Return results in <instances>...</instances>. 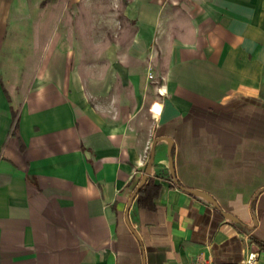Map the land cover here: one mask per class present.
Instances as JSON below:
<instances>
[{
  "label": "crops",
  "instance_id": "0c3cea01",
  "mask_svg": "<svg viewBox=\"0 0 264 264\" xmlns=\"http://www.w3.org/2000/svg\"><path fill=\"white\" fill-rule=\"evenodd\" d=\"M16 4L0 0V264H264V0H131L119 38L81 50ZM12 40L45 53L28 79Z\"/></svg>",
  "mask_w": 264,
  "mask_h": 264
},
{
  "label": "rangeland",
  "instance_id": "374dc122",
  "mask_svg": "<svg viewBox=\"0 0 264 264\" xmlns=\"http://www.w3.org/2000/svg\"><path fill=\"white\" fill-rule=\"evenodd\" d=\"M46 1V4H42ZM131 0H17L14 9L17 16L23 17L21 27L38 29L45 27L57 30L63 38L72 40L75 49H84L83 45L109 43L119 38L118 33L130 25L125 21L123 11ZM48 13L51 14L50 19ZM43 19L37 22V18ZM54 18V19H53ZM27 30V29H26ZM28 32V31H26ZM26 35V34H25ZM22 38L27 39L28 36ZM43 43L48 36H41ZM58 38V36H57ZM45 40V41H44ZM14 45L19 42L12 40ZM23 43V42H22ZM42 43V44H43ZM9 50L6 63L16 66L19 62L21 76H32L33 63L44 56V52L23 50L20 44ZM19 49V50H17ZM41 56V57H40ZM11 65V67H12ZM14 66V67H15Z\"/></svg>",
  "mask_w": 264,
  "mask_h": 264
},
{
  "label": "water",
  "instance_id": "95a60500",
  "mask_svg": "<svg viewBox=\"0 0 264 264\" xmlns=\"http://www.w3.org/2000/svg\"><path fill=\"white\" fill-rule=\"evenodd\" d=\"M169 143L170 144H169V150H168V152H169V157H170V169H171V173L173 175V178H175L174 162H173V158H172V154H171V141ZM154 157H155V144L153 145L152 150H151L150 161L148 163L145 176H144L142 182L140 183V185L138 186V188L136 189V191L134 192L133 196L131 197V200H130V203H129V208H130V205L132 204V201L134 200V198L136 197V195L138 194V192L140 191V189L144 186L145 182L147 181L148 177L151 174L152 165L154 163ZM188 191L190 193H193V194H202V195L208 197L209 200L211 201V203H213L214 205H216V203L214 202V200L209 195H207L205 193H202L200 191H196V190H188ZM129 208H128V210H129Z\"/></svg>",
  "mask_w": 264,
  "mask_h": 264
},
{
  "label": "built area",
  "instance_id": "2783aa9c",
  "mask_svg": "<svg viewBox=\"0 0 264 264\" xmlns=\"http://www.w3.org/2000/svg\"><path fill=\"white\" fill-rule=\"evenodd\" d=\"M149 78L152 79V80H155V76L153 74V71H151V70H150V73H149ZM158 93L160 95H163L162 88L158 89ZM153 105H155V103ZM159 113H161V109H160ZM259 258H260L259 253H257V252L256 253H251L244 264H257ZM189 264H219V263H215L213 261L196 259V260L190 262Z\"/></svg>",
  "mask_w": 264,
  "mask_h": 264
},
{
  "label": "trees",
  "instance_id": "16d2710c",
  "mask_svg": "<svg viewBox=\"0 0 264 264\" xmlns=\"http://www.w3.org/2000/svg\"><path fill=\"white\" fill-rule=\"evenodd\" d=\"M46 4V1L42 4L43 6ZM15 126H17V123H16V125ZM151 184H148L147 186L149 187ZM145 189L146 188H143L141 191H140V201H143V198H142V196H141V194H143L144 192H145ZM153 197H156L158 194H159V187H154L153 188Z\"/></svg>",
  "mask_w": 264,
  "mask_h": 264
},
{
  "label": "bare ground",
  "instance_id": "6f19581e",
  "mask_svg": "<svg viewBox=\"0 0 264 264\" xmlns=\"http://www.w3.org/2000/svg\"><path fill=\"white\" fill-rule=\"evenodd\" d=\"M156 105H154V107H155ZM159 109H161V107H159ZM160 111V110H159Z\"/></svg>",
  "mask_w": 264,
  "mask_h": 264
}]
</instances>
